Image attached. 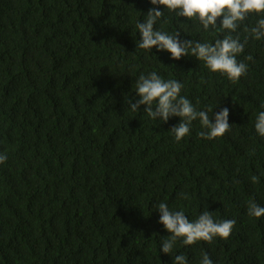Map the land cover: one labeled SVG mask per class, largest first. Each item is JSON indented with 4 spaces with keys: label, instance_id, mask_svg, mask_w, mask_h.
<instances>
[{
    "label": "trees",
    "instance_id": "trees-1",
    "mask_svg": "<svg viewBox=\"0 0 264 264\" xmlns=\"http://www.w3.org/2000/svg\"><path fill=\"white\" fill-rule=\"evenodd\" d=\"M150 0H0V264H173L176 255L200 264H264V137L255 130L264 111V38H248L237 59L246 76L230 81L189 54L140 49L136 27ZM156 28L180 39L214 43L196 18L163 6ZM219 25V19H218ZM251 55L252 61L246 57ZM156 72L183 83L197 110L229 109L231 130L207 140L199 120L177 142L180 122L150 118L136 81ZM253 177L256 181L253 182ZM180 193H186L183 199ZM189 220L208 210L235 219L228 239L160 249L171 234L155 207Z\"/></svg>",
    "mask_w": 264,
    "mask_h": 264
},
{
    "label": "clouds",
    "instance_id": "clouds-1",
    "mask_svg": "<svg viewBox=\"0 0 264 264\" xmlns=\"http://www.w3.org/2000/svg\"><path fill=\"white\" fill-rule=\"evenodd\" d=\"M153 5L146 13L143 22H138L136 27L140 34V42L137 47L151 50L155 47L159 51H167L173 60L191 54L204 62L211 72L225 75L230 81H237L247 75L248 65L238 61L237 57L245 50L248 38L241 42L240 36H233L250 14L264 15V0H150ZM158 6H163L169 12H175L178 17L199 20L205 31L220 30L226 34L222 39H216L214 43L180 39V33L169 34L158 30L155 26L164 16ZM219 19V25H218ZM246 32L256 40L264 38V18L256 21L255 26ZM248 61L253 57L248 55ZM183 83L175 79H163L156 72L147 75L141 74L136 81V94L139 99L133 102L128 100L129 109L139 112L141 106L144 112L152 119L167 122L171 117H180V122L174 125L170 132L177 142L190 133L192 122L199 120L205 131L199 135L207 140L222 137L231 130L228 122L229 109L223 107L215 113L214 122L209 116V110H197L192 102L181 95ZM264 108V104L261 105ZM256 132L264 137V111L257 115L255 122ZM7 161V153L0 152V164ZM253 182L256 177H253ZM183 199H187L186 193H180ZM160 214L159 223L171 235L165 238L161 245V251L169 254L174 247L177 238H183L184 245H192L197 241L211 243L214 238L228 239L236 224L235 219L215 220L212 212H202L194 221L189 220L185 213L170 210L168 205L160 202L155 206ZM248 215L256 218L264 216V206L255 202L248 205ZM173 264H188L187 257L183 254L176 255ZM200 264H214L209 255L204 254Z\"/></svg>",
    "mask_w": 264,
    "mask_h": 264
}]
</instances>
